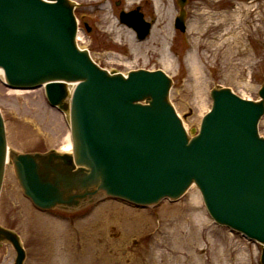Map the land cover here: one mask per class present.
I'll return each mask as SVG.
<instances>
[{
    "label": "water",
    "instance_id": "water-1",
    "mask_svg": "<svg viewBox=\"0 0 264 264\" xmlns=\"http://www.w3.org/2000/svg\"><path fill=\"white\" fill-rule=\"evenodd\" d=\"M74 7L71 0H0L7 86L44 87L49 103L68 115L72 142V153L9 149L0 110V194L8 162L40 210L75 211L104 197L144 208L177 200L195 184L217 224L263 244L264 264V83L258 100L212 87V107L189 135L169 99L172 79L160 69L125 75L101 68L77 44ZM185 15L182 9L175 23L182 31ZM120 20L140 39L150 32L139 8ZM1 242L15 249L14 264H24L14 231L0 226Z\"/></svg>",
    "mask_w": 264,
    "mask_h": 264
},
{
    "label": "rangeland",
    "instance_id": "rangeland-1",
    "mask_svg": "<svg viewBox=\"0 0 264 264\" xmlns=\"http://www.w3.org/2000/svg\"><path fill=\"white\" fill-rule=\"evenodd\" d=\"M72 1L80 47L110 71L163 70L172 79L170 100L189 132L199 129L210 110L215 85L258 99L264 0H188L185 33L174 27L177 0ZM140 4L154 21L144 40L119 20L121 10ZM0 108L12 149L62 150L68 142L69 121L49 104L43 87L16 92L0 74ZM259 132L264 136V116ZM0 225L22 239L25 264H262V245L216 224L196 185L176 201L147 208L107 199L76 212H41L22 195L8 165ZM15 256L11 245L0 244V264H14Z\"/></svg>",
    "mask_w": 264,
    "mask_h": 264
},
{
    "label": "bare ground",
    "instance_id": "bare-ground-1",
    "mask_svg": "<svg viewBox=\"0 0 264 264\" xmlns=\"http://www.w3.org/2000/svg\"><path fill=\"white\" fill-rule=\"evenodd\" d=\"M0 74L2 75V73L0 72ZM33 90H35V89H33ZM16 92H19V91H22V92H28V91H30V90H15ZM67 143H66V145L62 148V150L61 151H63V152H71V140H70V136L68 135L67 136ZM8 147H9V149H11V147L8 145ZM196 195V194H195ZM171 256H170V258H168V260H171ZM193 259V258H192ZM191 259V260H192ZM190 260V261H191Z\"/></svg>",
    "mask_w": 264,
    "mask_h": 264
},
{
    "label": "flooded vegetation",
    "instance_id": "flooded-vegetation-1",
    "mask_svg": "<svg viewBox=\"0 0 264 264\" xmlns=\"http://www.w3.org/2000/svg\"><path fill=\"white\" fill-rule=\"evenodd\" d=\"M138 5H136L134 8H136ZM141 6V10L144 12V8H145V6L144 5H140ZM144 14H145V12H144ZM147 18V17H146ZM149 20V19H148ZM151 22H152V20H150Z\"/></svg>",
    "mask_w": 264,
    "mask_h": 264
}]
</instances>
